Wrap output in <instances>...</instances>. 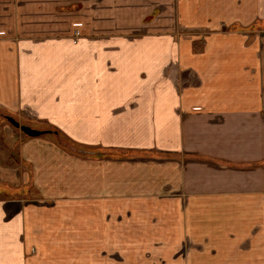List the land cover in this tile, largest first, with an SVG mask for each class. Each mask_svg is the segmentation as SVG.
Returning <instances> with one entry per match:
<instances>
[{"label": "crops", "instance_id": "0c3cea01", "mask_svg": "<svg viewBox=\"0 0 264 264\" xmlns=\"http://www.w3.org/2000/svg\"><path fill=\"white\" fill-rule=\"evenodd\" d=\"M0 264H264V0H0Z\"/></svg>", "mask_w": 264, "mask_h": 264}, {"label": "water", "instance_id": "95a60500", "mask_svg": "<svg viewBox=\"0 0 264 264\" xmlns=\"http://www.w3.org/2000/svg\"><path fill=\"white\" fill-rule=\"evenodd\" d=\"M5 118L11 125H13L15 128L20 129L24 134L30 137H38L44 134L52 133L51 130H41L33 128L29 125L21 124L15 117L10 115H6Z\"/></svg>", "mask_w": 264, "mask_h": 264}, {"label": "trees", "instance_id": "16d2710c", "mask_svg": "<svg viewBox=\"0 0 264 264\" xmlns=\"http://www.w3.org/2000/svg\"><path fill=\"white\" fill-rule=\"evenodd\" d=\"M48 129H51L52 130V134L53 135H55L56 137H57V141H58V143L59 144H61V145H63L64 147H66V148H69V149H71L72 151H74V152H77V153H79V154H83L82 152H83V150L85 151L86 149H84V148H76L77 146H73V145H70L69 143H66V142H64L63 140H62V138H61V134L58 132V130H56V129H52V128H48ZM87 151H90V150H87ZM86 153V152H85ZM89 153H91V152H89ZM94 153H96V152H94Z\"/></svg>", "mask_w": 264, "mask_h": 264}, {"label": "rangeland", "instance_id": "374dc122", "mask_svg": "<svg viewBox=\"0 0 264 264\" xmlns=\"http://www.w3.org/2000/svg\"><path fill=\"white\" fill-rule=\"evenodd\" d=\"M6 121H7L6 123L9 124V122H8L7 119H6ZM20 132H22V131H20ZM25 135H26V134H25ZM26 136H27V135H26ZM61 138H62V140H63L64 142L69 143L70 145H72V144L70 143V141H68L67 138H65L64 136L61 135ZM76 148H79V147L77 146ZM80 148H81V147H80ZM87 150H88V149H86L85 151L83 150L82 153H83V154H85V152H86V153H89L90 151H87Z\"/></svg>", "mask_w": 264, "mask_h": 264}]
</instances>
